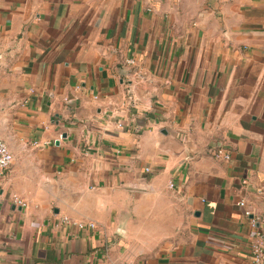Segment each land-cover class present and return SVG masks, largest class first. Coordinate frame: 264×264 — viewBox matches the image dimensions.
I'll return each instance as SVG.
<instances>
[{
	"label": "crops",
	"instance_id": "1",
	"mask_svg": "<svg viewBox=\"0 0 264 264\" xmlns=\"http://www.w3.org/2000/svg\"><path fill=\"white\" fill-rule=\"evenodd\" d=\"M0 138V264H250L264 0H0Z\"/></svg>",
	"mask_w": 264,
	"mask_h": 264
},
{
	"label": "built area",
	"instance_id": "2",
	"mask_svg": "<svg viewBox=\"0 0 264 264\" xmlns=\"http://www.w3.org/2000/svg\"><path fill=\"white\" fill-rule=\"evenodd\" d=\"M132 62V61H130ZM212 153L216 158H222L225 160H229L231 158V154L229 151L223 146L218 145L212 149ZM14 161V155L10 150L9 145L0 138V174H3L6 170H8L11 164ZM149 168H146V171H149ZM246 182V181H245ZM170 187H174V184L171 183ZM16 203L21 205H26V202L18 197L14 198ZM240 206L246 205V202L242 200L239 202ZM247 216H251L252 212L248 209L245 211ZM64 220L69 222V217H64ZM263 220L261 216H252L251 222L252 225L255 227V238L251 243L250 248V264H264V229L259 225L260 222ZM80 226H84V222L78 223ZM88 225L92 228L96 227V223L90 222Z\"/></svg>",
	"mask_w": 264,
	"mask_h": 264
},
{
	"label": "water",
	"instance_id": "3",
	"mask_svg": "<svg viewBox=\"0 0 264 264\" xmlns=\"http://www.w3.org/2000/svg\"><path fill=\"white\" fill-rule=\"evenodd\" d=\"M63 137H66V134H63ZM56 144H59V141L58 140L56 141Z\"/></svg>",
	"mask_w": 264,
	"mask_h": 264
}]
</instances>
